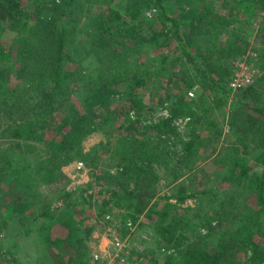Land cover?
Returning a JSON list of instances; mask_svg holds the SVG:
<instances>
[{
	"label": "trees",
	"instance_id": "16d2710c",
	"mask_svg": "<svg viewBox=\"0 0 264 264\" xmlns=\"http://www.w3.org/2000/svg\"><path fill=\"white\" fill-rule=\"evenodd\" d=\"M221 1L232 7L241 5L240 10L245 16L250 12L247 18L253 23L264 11V0ZM162 3L164 0H0V74L16 73L18 78L21 77L14 85L1 77L0 119L13 120L18 135L25 132L16 137L26 135L25 141L37 142L44 152L32 161L35 164L27 162L23 165L30 160L27 158L22 161V166L11 158L10 153H0V186L12 188L5 196L9 199L0 202V209L4 210L6 220L18 217L21 225L30 219L32 210L37 211L22 235L37 234L41 251L39 264H90L91 249L86 241L93 228L83 231L78 226L80 213L73 206L60 209L42 205L40 181L46 185L66 183L68 177L63 167L82 155L84 141L96 132L88 116L70 115L73 110L70 96L80 95L85 108L92 109L110 102L109 87H122L123 97H128L132 104L130 109L140 110L144 106L143 97L151 81L146 82L144 76L132 78L126 54H137L139 46L149 42L144 33L149 29L145 13L162 9ZM191 10L195 11V5ZM203 13L195 12L191 16L196 25H182L184 17L162 15L171 23V36L180 41L190 42L196 26L207 33L210 45L203 54L201 62L204 65L196 58L192 60L197 81L202 85L201 112L189 123L188 127H191L185 141L169 121L151 125L139 119H126L118 128L114 121L110 125L115 128L112 132L103 131L104 136L115 134L117 141L105 138L96 146L97 150L110 152L116 163L115 171L95 175L110 194L99 204L102 211L112 212L115 202L117 207L123 208L124 218L137 221L148 208L151 196L157 193L156 166L160 167L158 170L170 171L178 164L169 178L175 184L183 174H191L198 168L194 159L201 156L199 152L207 143L212 145V138L203 128L207 125L216 127L212 106L215 102L206 106L205 98L215 91L219 105L229 102L231 93L222 82L232 67L230 59L247 53L248 41L240 21L233 20L235 25L230 26L224 18L210 15L209 18ZM84 20L88 22L89 44L80 50L82 46L76 44ZM184 26L187 27L183 29ZM259 32L263 35L259 39L264 46V20L259 23ZM79 50L84 52L81 57L76 55ZM88 58L91 62H87ZM206 65L211 72L203 70ZM258 80L264 87V74ZM138 87L144 88L136 90ZM31 93L40 98L39 107L51 108L52 113L68 114L58 120L35 122L34 125L27 123L29 126L26 127L28 111L23 107L27 106L25 101L29 98L26 96ZM180 93L186 94V91L181 89ZM256 93L254 86H250L234 96L228 112L229 127L236 129L233 134L238 135L237 141L252 144L254 163L238 153L224 170L209 164L212 171L206 169L207 181H215L213 187L201 192L189 191L188 185L181 184L174 195L175 204L165 198L164 205L156 203L146 213L149 224L154 226L155 245L150 247L151 255L166 253L163 264H264V99ZM255 94L256 98L252 99ZM250 111L260 117L251 115ZM116 122L118 125L119 121ZM167 132L170 134L164 136ZM180 140L183 141L180 148L171 147L170 143L175 146ZM23 143L30 148L31 143ZM245 177L250 179L242 187L231 188L232 181ZM103 192L98 193V197ZM30 197H36V200L32 201ZM189 197L200 201L197 209L180 205ZM233 197L236 199L230 203ZM97 200L90 198L87 204ZM13 246L17 247V244ZM11 252L2 255L10 257V254L14 255ZM152 263L160 264L158 260Z\"/></svg>",
	"mask_w": 264,
	"mask_h": 264
},
{
	"label": "rangeland",
	"instance_id": "374dc122",
	"mask_svg": "<svg viewBox=\"0 0 264 264\" xmlns=\"http://www.w3.org/2000/svg\"><path fill=\"white\" fill-rule=\"evenodd\" d=\"M224 2L221 0H164L162 9H152L145 13L146 17L143 15L149 26V29L144 32L149 42L145 46H139L137 54H126V61L130 63L129 68L132 72V78L137 79L138 76H144L146 82L148 79L151 81L149 89H147L148 85L145 86L147 93L143 97L142 105L144 106L140 110L130 109L132 104H129L128 97H123L122 91H124V88L122 87H109L110 102L108 101L104 105H99L92 109L85 108L80 95L73 94L68 98L73 107L71 113L69 112L70 115L75 116L80 114L88 116L92 122L91 127L96 132L84 141L82 155L76 157L72 163L63 167V172L68 177L66 183L62 185H46L40 181V193H42V197L39 200L42 202V205L49 204L51 208L65 209V207L73 206L80 213L78 226L83 231L93 228L92 234L86 241V245L91 249L90 264L99 262L103 252L105 250L108 252V249L116 245H120L125 250V260L124 263L121 262L122 264H153L152 262L157 260L160 264H163V258L166 256V253L160 254L158 252L156 255H151L150 247L152 244L155 245V239L152 237L154 235V226L149 224L146 214L148 210L153 205H156V203L164 205V202H166L165 198L172 200L175 204L174 195L181 184L188 185L189 191L196 189L201 192L206 188L213 187L215 181L213 183L207 181L209 175L206 174V169L207 171H212L208 167L209 164H212L213 168H217L218 170L223 168L224 170L238 153L240 156L247 158L249 162L254 163L253 153H251L253 152L252 144L250 145L247 142L242 144L237 141L238 135L236 133L233 134L236 132V129L229 127L228 112L230 110L231 99L247 89L234 92L230 86L236 73L241 70V67L244 66L251 71H258L261 77L264 74V54H262L264 46L259 39V37H263L259 32V23L264 20V11L260 12V16L253 23L249 22L247 18L250 16L247 13L250 12H247L245 16V13H242L243 11L240 10L241 5L234 4L232 7L231 5L224 4ZM194 5L195 11H192L191 9ZM195 12H204L203 15H207L206 17L209 18L210 16H219L229 21L230 26L234 24L233 20L240 21L244 28V37L248 41L247 53L237 59H230L232 67H229V73H226V80L222 82V85H225L226 89L231 93L229 102L219 105L218 95L215 91H212L205 98L206 106L211 105V102H215L212 106H214L213 109L216 113V127L211 128L207 125L203 128L208 132V137L212 138V145L208 146L207 143L206 147L199 152L202 157L194 159L198 168L194 169L191 174H183L182 178L178 179L179 181L177 180L175 184H172L169 178L172 176L173 171L179 167L178 164L170 168V171L169 169L158 170L160 167L156 166V173L159 176L156 186L157 193L151 196L152 199L148 208L145 209L137 221L124 218L123 214L125 212L122 210L123 208H120V205L117 207L115 202L112 205L114 206L112 212L105 210V208H103L105 211H102L99 204L104 199L109 198L110 194L106 192L102 182L95 179V175H102L103 172L108 170L115 171L116 163L112 160L110 152L107 154L102 150H97L96 146L104 142L105 138L114 142L117 141L115 134L104 136L103 131L108 130V132H112L126 119L134 121L139 119L151 125L169 121L170 126L176 127V132L185 141L191 127H188L189 123L192 122L194 115L201 112L199 103L200 96L203 94L202 85L197 81L192 60L196 58L198 63L202 66L204 65L201 62L203 54H205V50H208L207 46L210 45L209 39L206 38L207 33L205 34L201 27L196 26V29L192 31L190 36V42L180 41L177 37L171 36V23L165 21L162 16L165 15V17L177 19L184 17L182 25H196V23L192 22L191 18ZM73 20H77V18L73 17ZM185 27L187 26H184L183 29ZM87 29L88 22L84 20V23L80 24L79 30L81 33L76 44L78 47L82 46L80 50L89 44L88 36H86ZM142 36L144 35L142 34ZM80 50L78 51L79 54H76L79 57L84 55V52ZM87 62H91V60L89 59ZM85 65L87 66L88 64L85 63ZM203 70L211 72L207 65L204 66ZM152 72L154 75L150 79V76L153 74ZM1 77L11 82L12 85L21 80V77L18 78L16 73L7 74L5 72L0 74V79ZM259 77L255 76V79L252 80L253 83L251 82V86H254L257 95H261L257 96L255 94L252 96V99H255L256 96L264 99V87L260 85L261 82L258 79L261 77ZM140 88L144 87H138L136 90ZM181 89L185 90L186 94L180 93ZM36 96L37 94L34 93L26 96V98H29L25 101L27 106L23 107L28 111V113L26 112V127L30 123L34 125L35 122L43 123L50 119L58 120L66 117L68 114L60 111L52 113L50 112L51 108L42 107V105L39 107V104L42 102ZM216 99L218 100L216 101ZM250 112L251 115L260 117L258 113L254 111ZM1 121L3 122L1 123ZM12 121L0 119V124H2L0 125V153H10L11 158L20 166H22V161L27 158L31 161L26 160L23 165L27 162L35 164L32 161L37 157H41L44 153L42 152V146L34 141H25L26 135L23 138L18 137L19 135H24L25 132L18 135V130L13 126L14 123ZM116 121H119L118 125ZM112 123L116 126L115 128L114 126H110ZM141 132L138 134L140 135ZM169 134L170 132H167L164 136ZM16 135L18 136L16 137ZM23 142L31 143L29 144L30 148L28 149L27 144ZM182 143L183 141L180 140L175 146L172 143L170 144L172 145L171 147L177 149L181 147ZM245 145L249 146L248 149L245 148ZM26 151H28V156L26 155ZM248 179L250 177L232 181L233 185H231V188L233 186L242 187ZM102 191L104 192L98 197V193ZM11 192L12 188L0 186V202L2 203L5 199H9V197L5 196ZM213 192H216V189L213 188ZM90 198L98 200L90 202L93 204H87ZM30 199L35 201L36 197H30ZM235 199L236 197H233L229 202L232 203ZM251 200H253V197H251ZM199 203L198 199L189 197L187 201L180 205L194 210L199 207ZM238 205L242 208V204L238 203ZM36 212V210H32L31 214H29L30 219L25 220L26 222L21 225V223H18V217L6 220L4 210L0 209V264H15L12 259L19 264H39L41 251L38 249L37 234L22 235L28 223L33 221ZM113 212L115 214H112ZM57 230L59 231V228ZM14 244H17V247L13 246ZM9 250H12L11 253L14 252V255L10 254V257H4L2 254L9 252ZM117 259L120 261L121 257L118 258L117 253H114L105 258L104 264L111 262V260H115V264H119L120 262L117 263Z\"/></svg>",
	"mask_w": 264,
	"mask_h": 264
},
{
	"label": "built area",
	"instance_id": "2783aa9c",
	"mask_svg": "<svg viewBox=\"0 0 264 264\" xmlns=\"http://www.w3.org/2000/svg\"><path fill=\"white\" fill-rule=\"evenodd\" d=\"M260 76L258 71H251L250 69L242 66L241 70L236 73L234 80L231 82L230 86L232 87V90L235 92H239L241 90H244L251 86L253 83V79H255V76ZM259 77V78H260ZM252 82V83H251ZM123 249L120 247V245H116L115 247H112L111 249H108V252L105 250L103 252V255L100 258L99 262H96V264H104V260L107 256H110L114 253H117L118 258L121 257V262L124 263V256L125 250L121 252ZM119 252V253H118ZM129 254V253H128ZM123 257V258H122ZM117 263L120 262L119 259L116 260ZM105 264H115V260H111V262L105 263Z\"/></svg>",
	"mask_w": 264,
	"mask_h": 264
},
{
	"label": "crops",
	"instance_id": "0c3cea01",
	"mask_svg": "<svg viewBox=\"0 0 264 264\" xmlns=\"http://www.w3.org/2000/svg\"><path fill=\"white\" fill-rule=\"evenodd\" d=\"M68 169H70V168L68 167ZM119 264H122V263H121V261H120V263H119Z\"/></svg>",
	"mask_w": 264,
	"mask_h": 264
}]
</instances>
